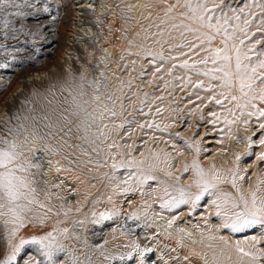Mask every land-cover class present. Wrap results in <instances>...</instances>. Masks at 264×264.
I'll return each instance as SVG.
<instances>
[{
  "label": "snow or ice",
  "instance_id": "snow-or-ice-1",
  "mask_svg": "<svg viewBox=\"0 0 264 264\" xmlns=\"http://www.w3.org/2000/svg\"><path fill=\"white\" fill-rule=\"evenodd\" d=\"M177 5H169L167 12L171 13ZM182 7L185 12L180 13V23H173L172 28L180 31L181 37L191 33L196 42L187 41L179 44H171L170 39L163 40V32L158 33L161 40L159 51L144 49L146 57H152V63L158 62L170 63L167 74L172 76L173 80L183 81V85H192L194 88L213 93L214 89H227V92L221 91L208 97V102L215 101L216 104H223L224 100L230 98L235 102V107L240 110L239 116L232 109H228L232 119L224 118L226 125H235L242 123L247 130L255 118L257 131L259 135L254 140L252 136L244 137L247 142L248 151L237 152L233 160L234 167L228 169L217 168L213 164L210 168H205L200 160V141L185 140L184 143L188 148L194 151V157L189 162H182V173L191 172V182L184 183L181 176L173 170L174 158L163 149L153 152L149 149V155L141 153L140 158L132 156L128 152H118L111 154V163L108 160L101 161L102 145L107 141V125L103 128L98 125V121L104 119L102 112L99 111L98 101L103 95L102 89L109 87L108 77L100 73L101 79H88L83 74L70 76L67 81L60 85V92L68 93L63 102L56 98V85H51L46 92L33 91L32 98H40L43 112L39 116H33L30 113L35 108L28 109V114L24 112L15 116L17 123L10 125L0 134V226L7 235L8 252L0 264H17V258L20 257L26 245L37 246L38 253L43 257V261L27 259L21 257L22 264H61L58 259L59 254L66 251V246L61 242V238H67L70 229L60 227L63 223L61 220L56 221V225L51 231L42 235H32L30 238L19 236L21 229L29 226L43 228L52 215L59 217L61 213L65 218L72 211L71 207L60 205L59 210H54L51 205L52 187H59V184L50 185L46 178L45 167H52V162L47 161L43 156H37L38 151L36 141L50 140L59 137V142L67 144L71 139L73 127L80 135L78 139L91 147L84 148L81 144L75 145L85 156L96 154L95 163L97 167L109 166L113 173L120 169L126 170V175L120 180L117 188L113 189V194L119 190L123 194H131L135 191L132 184L143 188L150 181H156L159 187L158 199L161 201L160 207L173 211L180 209L181 206H190V212H195L202 207V202L206 198H211V206L215 208V215L221 219V227L230 230L232 233H244L247 230L259 229L264 232V177L258 176L257 180L248 187H243L240 181L244 180L245 171L240 167L242 156H255L253 146L264 147V0H251L248 3L244 0L242 6H233L231 0L225 3V0H184ZM51 9L46 2L41 0H0V50H5L11 56L12 61L17 57L12 51H8L7 40H19V34L23 33L26 37L35 38L43 36L45 24L42 17L50 14ZM55 20V16L49 17ZM171 19H176L171 17ZM35 21V25L31 22ZM163 23H167L164 21ZM19 25V27L15 25ZM217 36L221 37V47H212ZM30 41L25 40V43ZM48 43L47 39L44 41ZM169 44L171 50L187 48L188 52H181L177 56L165 55L163 45ZM23 48L14 49L15 52L24 51ZM34 52H39V47L34 48ZM201 52L205 55L197 60H191L189 53L200 56ZM130 55H139V53H129ZM189 57L181 60L180 57ZM35 55H30L26 59L35 60ZM24 61H21L23 63ZM133 63H135L133 61ZM211 65V66H209ZM11 65L9 62H0V68L7 69ZM177 69H182L190 73L187 78L176 76L173 73ZM161 66L155 68L156 73L162 71ZM191 73L197 76L205 77L209 83L206 85L205 80L193 81ZM163 79V77H160ZM215 82V83H213ZM89 89L91 90L89 92ZM238 92L239 94H235ZM147 95V94H145ZM70 97V99H69ZM29 98L24 101L25 104H31L33 99ZM110 103L114 104L111 93L105 97ZM203 100V97H197ZM141 104H147V100L141 101ZM95 105V107H92ZM112 117H118L124 111L121 105V113H118L114 107L105 106ZM139 111H143L141 108ZM157 112L162 110L157 108ZM209 115L217 117L216 112H210ZM75 118V119H74ZM218 118V117H217ZM243 118V119H242ZM37 120L43 122V133L37 128ZM132 121L124 120L115 127L123 129L125 124ZM213 124L216 123L214 119ZM140 128H155L160 131H167L170 125H164L153 122L151 124L139 125ZM29 128L32 129L29 132ZM63 134V135H61ZM169 135H172L169 133ZM176 137L183 139L177 132ZM131 136V133H129ZM109 149L120 147L115 141L108 144ZM130 147V146H129ZM175 148V145H173ZM43 151L59 154V148H53L51 144H46ZM33 153L29 156L25 153ZM121 158L117 161L116 156ZM182 156V152H177ZM67 158V157H66ZM258 159L264 161V152H260ZM90 163L92 160L89 161ZM71 171V168H61L57 162L55 171ZM163 173V176L157 173ZM230 184L231 190L224 187ZM120 185H128L120 187ZM59 199V197H58ZM97 199L94 203L99 204ZM108 202L112 203V196L108 197ZM151 205H146L150 207ZM76 211H81L76 208ZM120 214L116 207L103 212L92 211L91 215L94 224L111 220ZM140 214L137 210L129 214V219L139 220ZM177 219L179 217H176ZM84 220H76L77 226H83ZM172 221H169L171 225ZM75 236V234H73ZM18 238V242L17 241ZM80 239L79 236H75ZM223 239V237H221ZM253 242L256 237L253 236ZM87 246V240H84ZM106 243V241H105ZM254 246V245H253ZM92 248H102L103 245L90 246ZM237 252L243 256H249L252 259H259L260 256L251 251H245L239 243L236 245ZM150 249L141 248L140 244H133V251L128 253V259H132L134 253L140 256V264H149L144 257ZM260 255H264L261 250ZM125 257L121 256L123 260ZM71 264H97L93 260L91 251L79 255L71 256Z\"/></svg>",
  "mask_w": 264,
  "mask_h": 264
},
{
  "label": "rangeland",
  "instance_id": "rangeland-1",
  "mask_svg": "<svg viewBox=\"0 0 264 264\" xmlns=\"http://www.w3.org/2000/svg\"><path fill=\"white\" fill-rule=\"evenodd\" d=\"M81 1L82 0H64L58 2L57 0H46V2L48 3L51 9V13L45 14L42 17L43 22L45 24V28L43 29L44 35L36 37L34 43L31 42L33 40L32 37L30 36L26 37L23 33L19 34L18 41L12 39L7 40L5 43H7L8 45V51L13 52V54L17 57L16 61H12L11 56L8 55L7 51L0 50V62L7 61L11 65L7 69L0 68V134H3L5 132V129L10 125H15L17 123L15 116L18 113L24 112L25 114H28L27 110L31 108H35V111L30 113L33 116H39L43 112L40 98L31 97V93L33 91H39L43 93L46 92V90L51 85L55 84L57 100L63 102L65 97H68L67 92L61 93L59 90L60 85L64 83L66 80L65 81L62 80V78L58 77L56 74H50V71L52 70L51 68L52 65L58 62L59 60L62 61V64L66 61L71 62L72 64L77 63L79 71L76 72L75 73L76 75L74 76L78 77L80 74H83L88 79H98V80L100 79L99 64L102 63V61L100 59L101 55L99 56V53H105L106 52L105 50L109 48L110 42L117 44L116 32L121 30L122 27L121 20L120 18H117L116 21L114 22L115 29H111L110 25H112L113 23L111 21L112 15L108 14L106 16L107 19H105V24H103L102 26L99 25L100 28L102 27L101 31H99L101 36L100 39H95L94 41L95 46L90 50H86V48H83V54L81 53L78 55L77 54L78 52H76L72 46L76 45L77 43L78 46L83 44V38L86 36L85 31L83 32L79 31L81 27L79 25L82 24V21L79 20L81 19V16L79 15L80 13L79 11H81L82 9L80 10L79 8L83 5L87 7L88 6L87 4L90 3L91 0H84L83 1L84 3L80 5ZM97 1L95 2L94 7L99 6L102 8V10H104L105 7L106 9L108 8L109 1L106 0V2L104 3H102L101 0H97ZM41 2H45V0H41ZM99 2L100 4L102 3V5L97 4ZM231 2L233 3V6L239 7L242 6L244 0H231ZM247 2L251 3V0H247ZM91 3L93 4V2ZM225 3H229V0H225ZM144 8L145 10L143 9L139 15L142 16L141 20L143 19L146 20L145 18L146 16L152 15V12L149 8H146V6H144ZM108 11L111 10L108 9ZM50 15L55 16V20L50 19L49 18ZM31 23L35 25V21H32ZM15 26L19 27L18 24ZM74 27H76V29ZM76 30L78 31L76 32ZM91 36L92 34L89 35V37ZM45 39H47L48 43L44 42ZM0 40H2V36H0ZM25 40H28L30 42L25 43ZM155 41L157 42V40L151 39L149 43L150 45L153 46V47L151 46L152 48L157 49L154 51H158V48L160 49V47H158V44ZM136 42L137 41L135 40L131 41L130 47H128L127 50L128 54L136 53L137 49L138 50L141 49L140 44L135 45ZM37 47H39L40 51L34 52L33 51L34 48ZM66 47L70 48V50L67 51ZM16 48H23L25 50L20 52H15L14 49ZM164 50H165V55H173V56L179 55L177 53L181 51L180 49H175L176 52L174 53L175 50L171 51L169 46H166V48L164 46ZM30 55H35L36 57L35 60L26 59ZM90 56L92 57L91 59L93 60L89 58ZM129 56L130 55H128L127 57L130 61L133 58ZM70 59L72 60L70 61ZM21 61L24 62L21 63ZM151 61H152V57H145L141 60L136 61L135 63H132L131 65H126L125 69H121L122 72L121 74H124V77L125 74H135L133 75V78L141 79V83H142L141 87H137L135 86V84H132L129 87L131 91L136 92L137 99L139 100L150 99L152 101H156V103L152 102V104L149 106L148 104H145L144 106L142 105L144 109H149L151 111V112L149 111V113L147 112L143 114L139 113L138 115H134V116H132V114L126 113L127 115H125V117L127 118L125 117L123 118L119 116L121 119H119L117 122L114 123V127L116 125H119L124 120L132 121V123L125 124V127L123 129L115 127L114 129L115 131L113 133H116V137H117L116 143L120 147L109 149L107 145L110 143L107 141L108 144H106V146L105 144L102 145L103 150L100 158L101 161L103 162L104 159H107L108 164L110 165L111 162L110 153L117 154L119 152L118 151L119 149L125 151L127 150L128 153H130L131 155L138 157L137 155L142 153L143 148L151 149L152 146H154L151 149L152 151L158 150L159 146H161L160 150L163 148L164 151L175 156L174 161H176L177 158L178 159L183 158L185 152L188 151L190 152V150H192L188 148L187 145L184 143L185 140L191 139L194 141L195 140L200 141V148H201L200 160L205 168H210L211 165L215 164L217 168L222 169L219 166L218 160L211 161L210 160L211 157H206V156L212 154V151L215 148L220 149L223 146L224 134H225L223 128L221 129V126H219L217 123L215 124L211 123L212 122L211 120L210 123H207L205 125H200V126L197 125L196 128H193L192 134L188 133L189 129L192 127L191 118L188 117L189 113L187 117H183L185 113L182 108V105L184 107L186 103V107L189 106L190 109L196 107L195 97L187 101H184V103L182 102L180 106L182 110L180 108L178 109L177 107L175 108V105L173 106L174 108L171 107V111H173V113L170 114V117L176 121L178 126L176 127L175 130L170 127L166 132L167 135L158 134L159 132H163V131L157 130L155 128L139 127V125L151 124L155 122L159 124L161 128H163L164 125L166 124L165 123L163 125L164 122L161 121L162 112L159 113L156 111V109L159 108L158 107L159 103L157 102L160 103L163 102V100H161L160 97L159 98L156 97L158 94L161 93V87L156 85V87H154L155 89L150 90L148 88H145V83L152 75L167 74L168 69L170 67V63L158 62L157 64L154 65ZM68 62H66V65L64 66L65 67L64 70L67 73H72L71 70L72 64ZM124 64L125 62L122 61L123 66ZM101 66L103 65L101 64ZM157 66H161L163 69L160 73H156L155 71V68ZM88 67H91V71H88ZM181 71H182L181 69H177L173 74H181L180 73ZM96 73H98L97 76H95ZM39 74H44L45 77L42 78V80H40V78L38 79V77H36ZM27 80L28 81L32 80V81L28 82ZM125 83L126 82L124 81L123 84ZM90 91L91 90L89 89V92ZM111 91L112 90H108L106 92V96L108 95V93H111ZM122 91H123L122 95L125 97L126 100L125 103L128 104L131 101V95H127L128 92H126L125 89H123ZM29 98H32L33 102L31 104H25L24 101H26ZM214 108L212 109L210 108L209 113L210 112L220 113L224 111V109H222L224 108L223 105L222 106L218 105L217 107ZM103 109L104 108L101 107L100 105L99 111L103 113V116H105L108 113V111L106 112V110L104 111ZM178 110H180V112H178ZM102 122L103 120L98 121V125H94L93 127L94 128L97 126L100 127V125H102ZM201 126L205 127L209 131H212L213 134L211 135L208 132L205 134H201V130H200ZM37 128L40 129L41 133L46 131V129L43 128V122L40 120H37ZM249 128L250 129L252 128L256 131L252 133V137L255 140L256 136L259 135L257 131V123L255 118L252 119V123L249 126ZM137 130L138 131L141 130V131L138 132ZM31 131L32 129L29 128V132ZM177 132L181 134V137H183V139H178L176 137L175 134ZM129 133H131V136H129ZM147 133L149 136L147 135ZM169 133H171L172 135H169ZM237 134L238 135L235 141L237 143L245 144L246 142L244 140L245 136H242L240 131H237ZM79 135L80 134L76 132L75 128L73 127V133L71 139L65 137V139L68 140L67 144L60 143L58 136L51 138L50 140H46L50 142L53 141L55 144L57 143L56 147L60 149L59 153L62 154V156H64L63 157L64 168L72 169L71 171H63L64 172L63 174L62 171L54 173L53 179L56 182L62 183L63 198L59 200L61 203L59 201L58 202L60 203V205L63 204L65 207H71L73 211L75 210L74 212H76L75 208L78 207L71 206L70 203L76 200H80V202L83 201V195H84L83 191L80 188V185L77 182L78 179L83 178V180H86L91 183H95L98 180L97 178H99L97 176L99 174L105 180L107 179L110 181L116 179L120 181L117 178L118 177L123 178L126 175L124 174L126 170L116 171L115 173H113V170L107 165L103 167H97L95 163V159H96L95 153H92L90 157L89 156L87 157L81 153L79 148L75 147V145L81 144L84 148H88L89 151H91V147H94V145L89 146L87 144H83V142L78 139ZM207 138L211 139L213 141V144H209ZM132 140L134 141L133 143ZM46 144L48 143H44V142H42L41 144L39 142L37 143V147L40 148V152L43 155H45V153H48L43 151ZM149 144L151 145L153 144V145L150 146ZM156 144L158 146H156ZM161 144L164 146L162 147ZM173 145H175V148L173 147ZM128 149H130V152ZM235 149L237 150V152H240L237 146H235ZM246 151H248V146L247 149L243 152ZM177 152H182L184 155L178 156ZM253 152L255 153V156H242L239 162L241 169H243L246 173L244 180L240 181V183L243 185L245 190H247L248 187L257 180V177L259 175L261 177H264V172H262L261 170V168L264 167V161L258 160L256 166V170L258 173L257 175H254V171L251 172L250 168L248 169L245 168L246 164L251 166L254 165L257 161L260 152H264V151L262 150L261 147L254 145ZM27 155L31 156L33 155V153H29ZM229 159L230 158L227 157V160ZM90 160H92L91 163L89 162ZM232 162L233 161H231L232 165L229 166L227 161L222 160V163L226 169L234 167ZM46 168L48 169L47 166ZM173 170L175 171V169ZM181 171L182 170H180L177 175H180L181 179L183 178L182 181L184 183L191 181V172L181 174L180 173ZM83 172H87L90 175L82 176L81 173ZM132 187L135 189V191L139 190L138 188H136L135 184H132ZM224 187L231 190L230 184H226L224 185ZM155 188H156V182L150 181L148 185L144 186V191H147V194H150ZM135 191L131 194H123L119 190H117L116 193L113 194V189L110 182L108 185V193L109 194L111 193L110 196H112V199L113 196L114 197L117 196L116 199H113V202L110 203V206L112 205L113 207H116L119 210L120 214L111 220H106L99 224L92 223L91 221L93 220V217H91V220L87 219L86 220L87 222H85L82 227L77 226L74 224V222L76 220H83L82 216L77 213L69 214V216L67 217L68 219L65 218L62 213L60 215L61 217L60 216L56 217L54 223H56L57 220H61L63 221V223H61L59 226L67 227L70 229L68 237L61 238V242L66 246V251L64 253L59 254L58 256V259L61 261V264L63 262L64 264H71L72 255H79L81 256V258H83V254L89 251H91L93 260L96 261L97 264H137L138 257H136L135 254H133L132 259H128L127 256L128 253L133 251L134 243L140 244L141 248H148L150 249V251L156 250L160 252L162 257L170 261L171 264H206L205 259L206 261H208L209 264H264L263 261L264 255H260L261 250H264V232L260 231L259 229H251L245 231L244 233H232L230 230L222 228L221 219L215 215V208L211 206L210 197L206 198L205 202H202L203 206L197 208L195 212H192L191 214H187L186 216H182V213H184L187 210V208L182 207L181 209H179V211L178 209L170 211L169 213L171 214L167 212L168 210L166 212L164 211V213L158 211L157 212L151 211L150 213L149 211L141 212L140 211L141 203H138L139 205L138 204L136 205L138 195ZM134 210H137L139 212L141 217L139 220L129 219V214ZM149 215H151V219H156V218L161 219L163 217L171 218L172 226L177 229V233H179V237L181 238H187L185 229H189L194 234H196L197 238L191 240L192 242L191 245L197 250V251L195 250L198 253V254L195 253V258L198 260V263L191 259L188 261H182V258H180L174 253L173 248L175 247L170 243H168L166 239H162L161 236L157 235L156 233H152L151 235H149L152 226L144 227L142 226L141 223L142 220L145 217L147 218ZM176 217L179 218L177 219ZM146 218L144 219V221L146 220ZM123 227L124 229H126L125 231H129V232L125 233V231L122 230ZM134 230H138L140 233L142 232L141 234H143L144 237L142 238L141 241L138 242V240L134 238L135 236V234L133 233ZM122 231H124L123 233H125V235L129 236L131 239L134 238L133 239L134 242L133 241L127 242L123 240V238L120 239V236H115V234H117L118 232L122 233ZM42 234H44L43 228L29 226L26 229H21L19 236H22L24 238H30L32 235H42ZM73 234H75V236H79L80 239H76ZM253 236L256 237L255 243L253 242L252 239ZM221 237H223V239H221ZM18 238L19 237H17L16 242H18ZM85 239L87 240V246L84 243ZM237 243H239V245L242 248H244L245 251H251L253 253H256L257 255L260 256V258L252 259L249 256H243L241 253L237 252L236 250ZM95 245H103V247L102 248L90 247ZM176 251L179 252L181 256H184V253H182L179 249H177ZM7 252H8L7 235L3 227L0 226V259H3L4 256L7 254ZM121 256H124L125 258L121 260L120 259ZM21 257H23L25 260L32 259V260L43 261V257L38 253L37 246L35 245L25 246V250L22 251L20 257L17 258V264H22ZM148 259H152V256H149ZM154 262H156V259H154Z\"/></svg>",
  "mask_w": 264,
  "mask_h": 264
},
{
  "label": "bare ground",
  "instance_id": "bare-ground-1",
  "mask_svg": "<svg viewBox=\"0 0 264 264\" xmlns=\"http://www.w3.org/2000/svg\"><path fill=\"white\" fill-rule=\"evenodd\" d=\"M57 1L59 2V1H64V0H57ZM83 1L84 0L81 1L80 5H82L84 3ZM96 1L97 0H91L90 3L87 4L88 5L87 7L83 5L79 8L80 10L82 9L81 11H79L80 12L79 15L81 16V19H79V20L82 21V24L79 25V26H81L79 31L80 32L85 31L86 36L84 35L85 37L83 38V44L80 43L81 45L78 46L77 45L78 43L76 42L77 44L72 46L75 49V51L78 52L77 53L78 55L81 53L83 54V48H86V50H90L95 46L94 45L95 39H100V36H101L99 31H101L102 27L100 28L99 25L102 26L103 24H105V19H107L106 16L108 14L112 15L111 21L113 23H112V25H110L111 29H115L114 22L116 21L117 18H120L121 25H122L121 30L116 32L117 44L110 42L109 48L105 50L106 52L104 51L105 53H99V56L101 55L100 59L102 61V63H100V64L98 63L100 65L99 66L100 73H104V75L108 77L109 87L107 89H102L103 95H101V98L98 101V104L101 105V107L104 108L103 110L104 111L106 110V112H107V109L105 106L114 107L118 113H121V105H123L124 111L122 112L121 115H119L123 118L127 114H132V116H134V115H138L139 113H141V114L146 113V112L149 113V111H150L149 109L143 108V106L145 104L143 106L141 104V101H143V100L137 99L136 92L131 91L129 88L132 84H135V86H137V87H141V85H142L141 79L133 78V75H135V74H125V77H124V74H121L122 73L121 69H125L126 65H131L133 63V61L136 62L138 60L145 58L146 56L144 53V49H151L152 51L157 50V49L152 48L153 46L150 45L149 41L151 39H155L157 41L161 40V37L158 35V33H160V32L164 33L163 40H165V41L170 39L169 33H171L172 39L170 40V43L173 45L179 44L181 42H187V41L196 42L193 34L187 33L185 37H181L180 31H182V30H175L172 28L173 23H177V24L180 23V20H181L180 13L186 11V9L184 7H182L184 0H179V6L174 7V9L171 13L167 12L168 6L169 5H177V0H107V1H109V5H108V8L106 9V7H105L104 10H102V8L99 6L94 7ZM101 1H102V3L106 2V0H101ZM91 2H93V4ZM102 3L100 4V2H99L97 4L102 5ZM144 6H146V8H149L151 10L152 15L146 16L145 17L146 20H144V19L141 20L142 16H139V15L143 9L145 10ZM85 9H87V10H85ZM108 9H110L111 11H108ZM90 10H92V11H90ZM77 12H78V10H77ZM171 17H175L176 19L173 20V19H171ZM79 20H77V21H79ZM164 21H167V23H163ZM74 28L76 29V27H74ZM77 31L78 30H76V32ZM90 34H92L91 37H89ZM132 40L137 41L135 43V45L140 44V46H141V49L140 50L137 49V51H136V53H139V55L128 54L127 50H128V47H130ZM62 45H64V44H62ZM132 45H131V47H132ZM164 46L166 48V46H169V44L165 43L163 45V47ZM211 46L212 47H221L222 46L221 45V37L217 36L216 40L213 42V44ZM158 47H160V44H158ZM66 50L68 51V50H70V48L66 47ZM159 50L160 49L158 48V51ZM180 50L181 51H179V53H177V54H180L181 52H188L187 48H183ZM175 52H176V50L174 51V53ZM128 55H130L129 57H131L133 59H131L129 61V59L127 57ZM174 55H176V54H174ZM204 55L205 54L203 52H201L200 56H196L194 53H189V57L191 58V60L200 59ZM189 57L181 56L182 60L188 59ZM89 58L91 59L92 57L90 56ZM71 60L72 59H70V61ZM91 60H93V59H91ZM122 61L125 62L124 66L122 65ZM66 62H68V61H66ZM66 62H64L62 64V61L59 60L58 62L53 64L51 67L52 70L50 71V74H56L58 77L62 78V80H64V81L65 80L67 81L70 76L76 75L75 73L79 71L77 63L72 64L71 62H68V63L72 64V68H71L72 73H67L64 70V68H65L64 66L66 65ZM101 64L103 66H101ZM209 66H211V65H209ZM88 71H91V67H88ZM180 73L181 74H173V75L183 76L186 79L187 76L190 74V73L185 72L184 70H182ZM70 74H72V75H70ZM97 74L98 73H96L95 76H97ZM191 75H192V79L194 82L197 80H205L206 85L209 83V81L205 77L197 76L195 73H191ZM36 77H38V79L40 78V80H42V78H44L45 76H44V74H39ZM160 77H163V79H161ZM100 79H101V77H100ZM31 81L32 80H29L28 82H31ZM124 81L126 82L125 84H123ZM213 83H215V82H213ZM156 85L161 87V93L158 94L156 97H158V98L160 97L161 100H163L162 103L157 102V103H159V106H158L159 109L162 110L161 111L162 112L161 113V116H162L161 121L164 122L163 125L166 123L167 125H170V127L172 129L175 130L178 125H177L176 121L170 117V114L173 113V111H171V107H173L175 105V108L177 107L179 109L182 102L184 103V101H187V100L195 97L196 107L190 109L189 106L186 107V103H185L184 107L182 105V108H183L184 113H185L183 117H187V115L189 113L188 117L191 118V126L192 127L189 129L188 133L192 134L193 128H196L197 125H199V126L205 125L207 123H210L211 120L213 121L214 119L216 120V123L219 126H221V129L223 128V131L225 132L223 146L220 149L215 148L212 151V154H209L206 156V157H211L210 158L211 161L218 160L219 166L222 169H226L222 163V160L227 161L229 166L232 165L231 161L234 160L235 154L237 153L235 146H237V148L240 150L241 153L247 149V143L246 142L244 144V143H237L235 141V139L237 138V135H238L237 131H240L241 135L245 136V137L246 136H252V133L256 132V131L252 128L251 129L248 128L246 130L245 126L242 123H237V124L231 125V126L226 125L224 123L225 117H227L228 119L233 118L229 114L228 109H232L236 113V115L239 116L240 110L235 107V102L231 101L230 98L227 100H224L223 97L217 96L218 99L223 100L222 105L224 108H222V109H224V111L217 113L218 118L212 117L209 115L210 108L212 109L214 107H217L220 104H216L215 101H212L211 103H209L208 97L215 94V93H219L221 91L227 92L228 91L227 89H223V88H220L219 86H217L214 89L213 93H209V92L203 91L201 89L194 88L192 85L181 86V85H183V81L173 80L172 76H169L168 74H155V75L150 76L148 81L145 83V88L153 90V89H155L154 87H156ZM123 89H125L126 92H128L127 95H131V101L128 104L125 103L126 102L125 97L122 95ZM108 90H112L111 94L114 97V101H117L114 104H111L105 98L106 92ZM235 94L238 95L239 93L236 92ZM197 97H203L204 99L201 100V99H198ZM152 102L156 103V101H152V100L148 99L147 100L148 106L151 105ZM92 107H95V105H93ZM261 107H264V105H261ZM141 108H143V111H139ZM176 111H177V109H176ZM178 112H180V110H178ZM119 116L118 117H112L108 112L105 116H103L104 119H103L102 125H100L101 128H103V125L108 126L107 129H104V131L108 132L109 138L107 139V141L110 144L112 141L117 142L116 133H113V132L115 131L114 130L115 129L114 123L117 122L119 119H121ZM125 118H127V117H125ZM200 130H201V134H205L207 132L210 133L211 135L213 134L212 131H209L205 127H202V126L200 127ZM139 131H141V130H139ZM143 131H145V130H143ZM167 131L159 132L158 134H166L167 135V133H166ZM112 133H113V135H112ZM147 135H148V133H147ZM132 137H134V136H132ZM231 137H232V139H231ZM137 138H138V135H137ZM107 141L105 143V146H106V144H108ZM207 141L209 144H213V141L211 139L207 138ZM38 142L40 144L42 142L48 143V144H51V146L53 148H57L56 147L57 143L55 144L53 141L50 142V141H46V140L45 141L38 140V141H36V144ZM133 142L134 141L132 140V143ZM149 145L152 146L153 144L152 145L149 144ZM156 146H158V145L156 144ZM163 146L164 145H162V147ZM146 147H148V146H146ZM153 147L154 146H152L151 149ZM160 147L161 146H159L158 150H155V149L154 150L159 151ZM37 148H38V151L36 152L37 156H43L46 161L49 160L52 162L53 166L48 167V169L45 167L44 171L47 173L46 178L49 180V183L51 185L59 184V187H52L51 188V192H52L51 205L54 208V210H59L60 209L59 205L61 203L59 200H61V198H63L62 197L63 188H62V183L56 182L53 179V174L56 173L55 165L57 164V162L62 169L64 168V158H63L64 156H62V154H60V153L59 154H53L50 151L48 153H45V155H43L40 152V148L39 147H37ZM261 148L264 151V147H261ZM148 149L147 148L142 149L143 150L142 153L145 156L149 155ZM128 150L130 152V149H128ZM118 151L119 152H128L127 150L125 151V150H120V149ZM155 151H153V152H155ZM25 154L27 155L29 153L26 152ZM48 155H51V156H48ZM137 156H138V158H140L141 153ZM172 157L174 158L175 156L172 155ZM193 157H194V151L193 150H190V152L189 151L185 152V155L183 156V158H180V159L177 158V160L173 162V165H174L173 169H175V171L177 169H179V171L182 170V162L185 160L190 162L193 159ZM227 157H229L230 159L227 160ZM118 158L120 159L121 157L118 155L117 161H119ZM258 160L259 159L257 158L256 163L252 166L247 165V164L245 165L246 169L250 168L251 172L254 171V175L258 174L257 170H256ZM46 161H45V163L47 164ZM93 163H94V161H93ZM123 170H125V169H120L118 171H123ZM261 170H262V172H264V167H262ZM179 171H176V174H178ZM63 173L64 172L62 170V174ZM180 173H182V171ZM81 174H82V176H89L90 175L87 172H83ZM124 174H126V172H124ZM157 175L163 176V173L158 172ZM97 176L99 178H97L98 180L95 183H91V182H88L86 180H83V178L78 179L77 182L80 185V188L84 194L83 195V201L80 202V200H76V201H72L70 203L71 206L78 207L81 209V211L74 212L75 210L74 211L72 210L69 214H76L77 213V214L82 216V219L85 222H87L86 221L87 219L91 220V217H92L91 213L93 210H95L96 212H103V211L112 209L113 206L112 205L110 206V203L108 202V197L111 194V193L110 194L108 193V185L111 182L112 189H114V188H117L118 184H120V181H118L116 179L109 181L107 179L105 180L99 174ZM182 179H181V181H182ZM154 182H156V181H154ZM190 182L191 181H188L187 183H190ZM127 186L128 185H120V187H127ZM135 186H136V188L139 189V190L135 191L138 195L136 205L138 203H141V207H140L141 212L142 211H144V212L149 211V213H150L151 211L152 212L158 211V212L164 213V211L165 212L167 211V209H162L160 207L161 201L158 199L160 186L157 183H156V188L150 194H147V191H144V187L140 188L137 185H135ZM131 187H132V185H131ZM58 197H59V199H58ZM116 197L113 196V199H116ZM97 199H99L101 201L99 204L94 203ZM146 205H151V206L146 207ZM182 207L187 208V210L184 213H182V216H186L187 214H189L190 206L185 205V206H181V208ZM178 211H179V209H178ZM167 212L169 213L170 211L168 210ZM169 214H171V213H169ZM56 217L57 216L52 215L50 217V219L47 221L46 226L43 227L44 234L47 231H51L52 228L56 225V223H54V221L56 220ZM160 217H162V216H160ZM144 219L141 222L142 226H144V227L145 226H147V227L152 226L150 229L149 235H151L152 233H156L157 235L161 236L162 239H166L168 241V243H170L171 245H173L175 247V248H173L174 253L177 256H179L180 258H182V261H188L191 259V260H194L195 262L198 263V260L195 258V253H197L196 252L197 250L194 247H192V245H191V243H192L191 240H194L197 238L196 234H194L189 229H185L187 238L179 237V233H177V229L172 226V223H171V225L169 224V221H172L171 218H164L163 217L161 219H157V218L151 219V215H149L145 221H144ZM122 230L125 231L126 229H124V227H123ZM124 231H122V233L118 232L117 234H115V236H120V239L123 238V240H125L127 242H132L134 238L137 239L139 242L144 237L143 234H141L142 232L140 233L138 230H134L133 233L135 234V236L133 239H131L129 236L125 235V233H128L129 231H125V233H123ZM177 249H179L182 253H184V256H181L180 253L176 251ZM134 254L136 255V257H138L137 258V264H140L139 254L138 253H134ZM149 256H152V259H148ZM144 259L146 262H149V264H171L170 261H168L166 258L162 257L160 252H158L156 250L146 253ZM154 259H156V262H154ZM263 261H264V259H263ZM205 263L209 264L208 261H206V259H205ZM62 264H64V262Z\"/></svg>",
  "mask_w": 264,
  "mask_h": 264
}]
</instances>
